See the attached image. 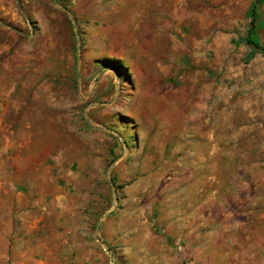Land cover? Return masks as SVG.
Returning a JSON list of instances; mask_svg holds the SVG:
<instances>
[{"label": "rangeland", "instance_id": "374dc122", "mask_svg": "<svg viewBox=\"0 0 264 264\" xmlns=\"http://www.w3.org/2000/svg\"><path fill=\"white\" fill-rule=\"evenodd\" d=\"M144 1L0 0V264H264V0Z\"/></svg>", "mask_w": 264, "mask_h": 264}, {"label": "crops", "instance_id": "0c3cea01", "mask_svg": "<svg viewBox=\"0 0 264 264\" xmlns=\"http://www.w3.org/2000/svg\"><path fill=\"white\" fill-rule=\"evenodd\" d=\"M171 3L170 0H145L144 4L151 7H167ZM173 12L178 13V3L173 2ZM247 126V125H246ZM244 126L243 130H247L246 138L243 139V143L239 144L234 142L233 148L242 147V159L237 164L242 165V174H233L232 180L241 182V190H233L234 197L236 199H243L242 206L238 201L239 206L234 210L237 214L246 216L243 220L244 225H250L253 219H257L258 222L264 219V197L258 191H254V188L262 183L264 180V125L260 121L249 122L248 127ZM245 132V131H244ZM245 134V133H244ZM210 141V147L214 148V138ZM239 144V145H238ZM258 170V172H256ZM257 173V174H256ZM242 176V177H241ZM238 210V208H241ZM214 247L218 245L219 240L214 237L212 240ZM236 242V241H235ZM237 243V242H236Z\"/></svg>", "mask_w": 264, "mask_h": 264}, {"label": "trees", "instance_id": "16d2710c", "mask_svg": "<svg viewBox=\"0 0 264 264\" xmlns=\"http://www.w3.org/2000/svg\"><path fill=\"white\" fill-rule=\"evenodd\" d=\"M256 5H253L251 8V13H250V27L247 32V36L245 38V42L247 45H250L253 47L255 50L262 51L264 52V47L261 45V43L255 38L254 36V30L256 28ZM109 66L115 70L116 72H119V70L122 69V66L119 61H110ZM123 70V69H122Z\"/></svg>", "mask_w": 264, "mask_h": 264}, {"label": "water", "instance_id": "95a60500", "mask_svg": "<svg viewBox=\"0 0 264 264\" xmlns=\"http://www.w3.org/2000/svg\"><path fill=\"white\" fill-rule=\"evenodd\" d=\"M68 12V11H67ZM77 61H79V56H77Z\"/></svg>", "mask_w": 264, "mask_h": 264}]
</instances>
